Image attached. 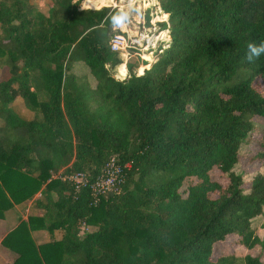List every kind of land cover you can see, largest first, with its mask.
<instances>
[{
  "label": "trees",
  "instance_id": "1",
  "mask_svg": "<svg viewBox=\"0 0 264 264\" xmlns=\"http://www.w3.org/2000/svg\"><path fill=\"white\" fill-rule=\"evenodd\" d=\"M43 1L48 12L0 0V71L9 74L0 79V219L39 193L43 210L3 239L18 254L12 264H264L261 255L214 257L232 234L264 251L253 226L261 216L264 229V174L245 188L235 171L254 116L264 118L255 85L264 55L247 59V44L264 42V0H159L170 38L154 62L111 49L118 9ZM19 97L31 119L12 108ZM112 159L130 163L121 191L76 187L72 175L94 181ZM35 230L62 238L38 244Z\"/></svg>",
  "mask_w": 264,
  "mask_h": 264
},
{
  "label": "rangeland",
  "instance_id": "2",
  "mask_svg": "<svg viewBox=\"0 0 264 264\" xmlns=\"http://www.w3.org/2000/svg\"><path fill=\"white\" fill-rule=\"evenodd\" d=\"M117 0H96V3L98 5L103 6H111L113 7L114 3ZM137 1V0H136ZM146 1V2H145ZM34 3H36L44 12H48L49 7H50V2L48 1H43V0H33ZM85 2V1H84ZM159 2V0H144L140 1L138 0V13L141 14V10L145 12V10L148 13H152L155 10H158L157 7L153 6ZM84 5V3H83ZM99 7V8H101ZM88 8V7H85ZM99 8H92V9H99ZM148 9V10H147ZM164 16V15H163ZM162 16V17H163ZM160 22L164 21L163 18H158ZM157 23V28H159V22ZM156 27V26H155ZM166 32V31H165ZM162 37L164 39H168V32L163 33ZM143 57L150 62H154L157 57L155 56V53H146V51H143L142 53ZM132 60L138 61V58L132 57ZM121 67L119 66L116 71V77L120 78L121 76ZM150 67V64L147 66H141L140 69H138L139 73H143L145 68ZM75 71L81 74H86L90 80V83L95 86L97 81L95 78L90 74L89 68L84 65L81 62H78L75 64ZM127 74V71H126ZM8 70L6 67H4L0 71V79L4 77H8ZM255 85L259 91L264 93V83L262 82L261 79H257L255 82ZM12 108L17 111L21 117L24 119H31L33 117V112L28 109L26 106L24 99L19 97L17 98L14 103L11 105ZM254 122H255V127L253 131L251 132L250 136L246 140L245 143L241 146L240 149V155H239V163L235 167V171L239 174L243 175V178L245 180V185L244 187L248 188L250 186V182L253 179V177L257 173H263L264 174V118L262 116L256 115L254 116ZM211 176L214 180L219 181L223 185H227L229 182V179L224 175L218 168H214L211 171ZM196 182V178H189L185 180L184 188L188 187V185ZM263 217H257L254 222L253 226L257 228L258 233L264 237V229H261V223H262ZM239 237L238 235L232 234L229 235L225 241L223 242H218L215 246L214 250V257H219L222 255H227V254H235L237 256L243 257L247 254H252V255H261V258L264 260V251H262L260 246H256L253 249H248L242 244L239 243Z\"/></svg>",
  "mask_w": 264,
  "mask_h": 264
},
{
  "label": "built area",
  "instance_id": "3",
  "mask_svg": "<svg viewBox=\"0 0 264 264\" xmlns=\"http://www.w3.org/2000/svg\"><path fill=\"white\" fill-rule=\"evenodd\" d=\"M144 1V0H140ZM146 2V1H145ZM153 6L158 10L150 13V25H148V12L141 10V14L138 13V0H117L113 8L118 9L120 14L125 16V19L119 23L117 28L121 30L111 39V49L121 54L128 59L130 52L135 51L143 57V51L146 53H155L160 46V43L167 41L162 34L168 32L167 30H161L157 28V23L160 20L157 17L165 15V12L160 7L159 2ZM156 26V27H155ZM166 31V32H165ZM130 167V163H119L115 159H112L106 166L104 173L94 181H91L84 173H76L71 176L72 180L76 184L77 188L90 185L96 195L105 194L108 192H119L126 179V171Z\"/></svg>",
  "mask_w": 264,
  "mask_h": 264
},
{
  "label": "crops",
  "instance_id": "4",
  "mask_svg": "<svg viewBox=\"0 0 264 264\" xmlns=\"http://www.w3.org/2000/svg\"><path fill=\"white\" fill-rule=\"evenodd\" d=\"M165 15L166 17H162V15H159L158 18H163V20L166 21L169 15L167 13H165ZM122 65L125 66L127 71V66L125 64ZM40 197L41 194L39 193L34 197V199L23 204L16 205L14 208L6 212L3 219H0V264H12L17 258L18 254L15 251L4 246L2 241L5 236L17 226L20 217H22L24 220H28V217L30 215L40 216L43 214V210L35 206V200ZM32 236L35 241L40 244L51 241L53 239H61L62 231L56 230L54 234H51L47 230H35L32 231Z\"/></svg>",
  "mask_w": 264,
  "mask_h": 264
},
{
  "label": "clouds",
  "instance_id": "5",
  "mask_svg": "<svg viewBox=\"0 0 264 264\" xmlns=\"http://www.w3.org/2000/svg\"><path fill=\"white\" fill-rule=\"evenodd\" d=\"M125 19L123 14H117L113 17L115 23H121ZM264 55V42L259 45L249 42L247 44V59L251 62L254 58Z\"/></svg>",
  "mask_w": 264,
  "mask_h": 264
}]
</instances>
